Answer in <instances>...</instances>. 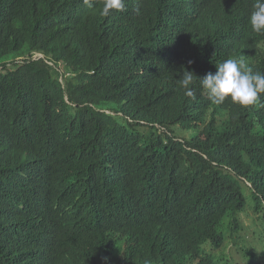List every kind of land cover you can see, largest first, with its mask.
Instances as JSON below:
<instances>
[{
    "label": "trees",
    "instance_id": "1",
    "mask_svg": "<svg viewBox=\"0 0 264 264\" xmlns=\"http://www.w3.org/2000/svg\"><path fill=\"white\" fill-rule=\"evenodd\" d=\"M254 2L0 0V264L232 263L241 217L264 229V108L178 80L264 73Z\"/></svg>",
    "mask_w": 264,
    "mask_h": 264
},
{
    "label": "clouds",
    "instance_id": "2",
    "mask_svg": "<svg viewBox=\"0 0 264 264\" xmlns=\"http://www.w3.org/2000/svg\"><path fill=\"white\" fill-rule=\"evenodd\" d=\"M88 4V0H85ZM127 10V0H103L99 14L103 17L115 12ZM138 11V10H137ZM248 25L252 32L264 37V0H255L248 17ZM192 62L189 61V64ZM217 71L209 72L205 77L198 78L186 69L178 80L180 89L186 97L195 99L193 85L199 81L211 103L222 105L231 102L243 109L264 108V73L254 71L244 57H229L216 64ZM105 264L108 258L104 257ZM147 264V262H146Z\"/></svg>",
    "mask_w": 264,
    "mask_h": 264
},
{
    "label": "rangeland",
    "instance_id": "3",
    "mask_svg": "<svg viewBox=\"0 0 264 264\" xmlns=\"http://www.w3.org/2000/svg\"><path fill=\"white\" fill-rule=\"evenodd\" d=\"M196 135L195 132H187L183 135L184 138L191 139ZM242 222V231L239 234L240 245L239 247H236V245L233 244L231 239V233H228L229 242L226 246V248L220 252L218 255L224 256V257H233V261L231 264H247L249 263V260L246 258L245 254L239 251V249L246 244V253L255 252L257 254V258L260 257V245L258 243V240L261 241L263 244V255H264V229L262 227H256V221L254 220V217H249L248 214H245L241 217ZM223 264H226L224 262Z\"/></svg>",
    "mask_w": 264,
    "mask_h": 264
},
{
    "label": "built area",
    "instance_id": "4",
    "mask_svg": "<svg viewBox=\"0 0 264 264\" xmlns=\"http://www.w3.org/2000/svg\"><path fill=\"white\" fill-rule=\"evenodd\" d=\"M34 58H42V56L41 55H35Z\"/></svg>",
    "mask_w": 264,
    "mask_h": 264
}]
</instances>
